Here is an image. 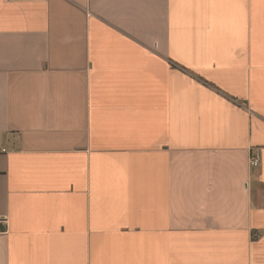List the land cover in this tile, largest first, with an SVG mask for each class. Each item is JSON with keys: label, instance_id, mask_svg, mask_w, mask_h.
<instances>
[{"label": "crops", "instance_id": "obj_1", "mask_svg": "<svg viewBox=\"0 0 264 264\" xmlns=\"http://www.w3.org/2000/svg\"><path fill=\"white\" fill-rule=\"evenodd\" d=\"M0 228V264H264V0H0Z\"/></svg>", "mask_w": 264, "mask_h": 264}, {"label": "built area", "instance_id": "obj_2", "mask_svg": "<svg viewBox=\"0 0 264 264\" xmlns=\"http://www.w3.org/2000/svg\"><path fill=\"white\" fill-rule=\"evenodd\" d=\"M258 163H259L258 158L251 157V159H250V164H251L252 166H257Z\"/></svg>", "mask_w": 264, "mask_h": 264}, {"label": "water", "instance_id": "obj_3", "mask_svg": "<svg viewBox=\"0 0 264 264\" xmlns=\"http://www.w3.org/2000/svg\"><path fill=\"white\" fill-rule=\"evenodd\" d=\"M1 229V228H0Z\"/></svg>", "mask_w": 264, "mask_h": 264}]
</instances>
